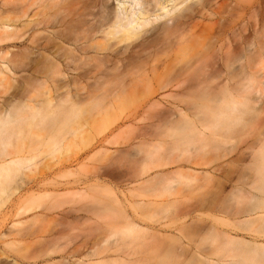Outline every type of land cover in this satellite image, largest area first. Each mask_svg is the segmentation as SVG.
Listing matches in <instances>:
<instances>
[{
  "label": "bare ground",
  "instance_id": "1",
  "mask_svg": "<svg viewBox=\"0 0 264 264\" xmlns=\"http://www.w3.org/2000/svg\"><path fill=\"white\" fill-rule=\"evenodd\" d=\"M223 1L222 0H0V240H4L2 244L3 248L0 249V264H145V260H147L146 258L144 261H140L139 259L131 260L130 255H128L129 258L125 256L127 259L123 257V254L122 257L121 256L119 257V255L118 257H115L112 253L111 255H113L114 258L111 256H109V258L102 256V255H107V253L102 254V252H106V250L107 252L108 250L109 252L113 251L111 250V248L115 243H117L118 246L120 247L119 245L120 243L118 242L119 239L122 237L120 236V234L123 232L122 231L123 228L125 229V232H123L124 234L122 233V235L123 236L125 235L124 237L127 238L129 237L131 238V236L127 235V232L131 233L133 236L134 232L135 233L139 232L141 234H144L145 232L151 230V228L149 227L147 228L142 226L140 223H136L135 217H132L129 214L128 211L129 207H127V204L131 208L133 207L134 203H136L135 201L131 203L133 198L131 189L129 188L130 189L129 192L123 191L126 190L124 188L123 190L121 189L123 192L120 191V189L119 191H117L118 189L113 187L114 186L113 184H112L113 186H111L103 180L100 181L101 180V179L99 180V175L101 174L99 172L100 167H97L98 169H95L96 173H94L93 170L94 168L91 169V171H88L87 174L89 172L92 173L93 171L94 173L93 177H89L92 176L91 173L90 175L88 174L89 176L85 174L87 177L84 176L85 179L83 181H77L75 183L73 181V184L72 182L71 184L70 182L63 184L62 182L59 183L57 182V180H54L56 179L55 177L57 176L61 177L62 174L64 177V174L67 173V172L62 173L64 170L61 172L62 173L61 175L60 174L57 175V174L61 171L62 168L66 169L69 166L70 169L71 162L74 161V159L71 158H73L75 155L73 154L74 155L73 157L70 156L71 158L69 159L72 160L70 162L68 158L58 159L54 163H51V161H54L55 160L54 158L56 159L61 158L57 156H64L65 155L64 153L69 152V148L71 146L75 147L76 145L77 147H79L81 143L82 146L83 143H85L84 147L88 144L86 147L88 148L89 144L95 141V137L97 133H99V135L101 133L99 131L96 133V130H94L95 133H93V135L90 133L89 135H87L89 131L88 129L85 128L89 126V124L87 123L88 119L89 121H92V119L93 121L95 120L96 121L94 122L95 124H93L92 122L90 123L91 125L95 127L97 126L98 128L101 125V123H99V119L97 118L99 117L100 114L102 116L101 111L103 109H105L107 112L108 111L107 108L112 107L111 105L114 98H117L118 96H119L118 98H121L123 96H124L123 98H125L127 95L129 96V93L130 95L133 94V96L136 95V93L138 92L136 91L137 88H133L134 87L133 84H135V82L137 84L138 81L141 83V81H143L142 79H145L144 81L149 80L148 82H150V80H152L153 82L154 81L157 82V80H161V79H170V81L176 82V86H173V90L170 91L176 92L173 93L178 95L177 98L178 97L180 98L181 96H179V94H181L184 98L187 96L188 98H190L191 96L196 97V95H198V98L199 96L200 97L208 96V98L212 97L211 99L218 98L220 100L221 99L223 100L219 102L220 104L219 103L217 104L215 103L216 102L215 99L214 100L215 102L213 104H209L211 108L210 111L208 110L209 106L208 107L205 106L203 108L204 105H202L201 108L200 107L201 105L200 106L197 105L200 107V110L202 109L201 112H199L200 111V110L198 111L199 107L195 105L197 110L196 108H194L193 110L191 108L194 105L192 107L190 105L191 111L193 110V112L189 110L192 116L193 113L195 114L199 113L200 118L201 116H203L204 119L206 117L208 118L205 119V121L202 118L203 121H201L200 119V121L198 122L199 116L196 115L198 117L197 119L193 116L198 122L196 123V121L193 119V121L196 124H198V127H196L197 125L193 126L194 123L192 127H190L191 126L190 124L192 123L191 122L192 118L190 119L189 117L191 115L186 116L188 115V112L184 114V116L187 117L186 120L183 116V113L187 109H189L187 108L188 107L186 105L187 103L186 104L183 103V107L186 108V110L185 111L182 110V112L180 111V116L182 114L183 120H182V116L181 118L179 116L180 120L178 119L179 123L182 121L181 123L183 125L180 124L179 126V123L175 124V121L173 122L174 120L173 117H172L173 119L171 118L172 120L169 118L170 119L169 122H173L174 126L170 127L173 124L172 123L169 126L170 128H167L168 126L166 127V124L169 122H167L166 124L163 123L164 124L163 127L167 128L165 132L166 137L169 135L168 136L169 138L172 137L174 139L176 137L177 139L178 137L183 136V138L180 139L178 138V139L179 140L182 139L184 142L186 141L184 144L182 140H181L182 142L178 143V140L175 141L176 139L175 140L171 139L173 141V142L170 141L171 144L175 146L172 147V149L169 148V150H171L170 154H173V157L170 156V159L172 158L173 160L172 159L171 160L167 159V160H170L171 162L165 160L168 157V155L166 157L163 156L161 152H158V150H160V148H158L157 146L159 143L158 141L157 144L155 143L156 147L153 146L154 149L156 150H153V147L151 148L152 146L151 144H150L151 146L147 145L148 147H150V149L146 147V150L147 149L148 150L147 152H144L145 154L143 153L144 156L143 155L142 157L140 156L141 157V159L139 158L140 162L139 160L137 161V159H136L137 162L136 161L133 162L134 164L136 163V165L133 164V168L137 166L138 169L133 170L132 168L130 169V167L128 166L130 169V170L127 169L128 171L130 172L131 170L137 171L136 173L132 171L131 173L129 172L131 174L129 175V173H126L127 170L124 171V173H122L123 171H117V172H119L118 174L121 175V177L125 178L122 179L123 182L124 180L134 181L136 179L137 182L138 180H140L139 183H137L138 184L137 186L139 187L138 189H140V187L142 189L143 188L142 186L148 184H149L148 187H150V183L148 182L152 181L153 184V182L155 181V183L157 184L154 185L151 184L152 186L157 185L154 190V195L152 194V196L154 197L152 198L155 201L158 200L157 198H159L161 194L173 192L171 190L176 189L175 184H178V186L181 185L179 184L181 182L178 180V177L181 180H183L182 181L183 183H185V181L188 180H197L198 178H196V176L199 174V172H195V171L192 172L190 169L189 171H187L188 170L187 169L186 170L187 173H185L186 171L184 172L183 170H180V168H178L176 169V171L174 170L170 173L167 172V174L159 173L158 169H162L161 167L164 168L165 166L178 163L180 160H183L185 157L184 156L182 158L181 154L183 153L185 154L187 153V155L190 154L189 155L190 158L191 156H195L193 154L196 153L200 155L198 151L199 148H201V146L203 147V144L202 142H201L202 145H198L196 143L199 142L201 139L203 140V136L206 135L204 131L206 130H208V132L209 130H212L213 134L210 133V135L212 136L215 134L216 137L225 136L224 137L225 139H229V137L226 138V134L228 136V132L230 133L231 130L234 128V126L240 123L239 121H243L244 118L243 115L245 116L244 114L245 112L243 110L247 108L245 107L246 102L248 101L246 98L248 96L250 98V94L245 95L246 93H248V92L245 93V90L248 89V88L245 89L246 87L245 82L251 81L252 83L253 79H255V81L257 80L256 78L257 75L255 74H257L256 73L257 60H258L257 45L259 44V41H257V16H258L257 1L258 0L257 1L255 0L254 2L250 1L249 3L247 0H235V2H233L234 0H232L231 2L230 0H227L230 3L232 2L234 3V7L232 8V13L229 11L231 14L229 12L228 14H225L226 13L225 10L227 8H225L224 6L222 8V5H219V3L222 4ZM246 1L248 4H246ZM259 13L261 14L262 18H264V1L259 9ZM222 14L223 15L225 14L227 17L225 15L222 16ZM206 16L209 19L210 16L218 17V19L217 21L212 22L214 24L212 27L210 26H209L210 28L208 27L209 29L207 30H209V33L208 31L206 32L205 30H203L207 33L206 36L205 34L204 36L203 35L199 36V34L195 35V33H197L195 32L196 31L195 28H197L198 24H200V22L196 24V22L198 21L196 19L198 17L199 19H202V17L207 19ZM247 16L249 17L248 18L249 21L244 23V21H246ZM263 37L261 36L260 38L263 40ZM245 46L246 48L247 46L250 47L248 48L250 53H248L249 51L247 52L248 58L246 56L247 50L245 51L244 54V56L246 57L243 56V51L245 49ZM259 46L261 48V46H264V44ZM263 48L261 49L264 52ZM175 49L177 50L176 53H171L174 54V56H172L171 54L169 55V53L171 51H175ZM250 49H252V51ZM162 56L165 57V60L164 57L161 60ZM242 56L245 59H247L248 63L243 62L244 58H242ZM259 57L261 58L262 55H259ZM230 58H232L233 62L237 64V66L234 64L236 69L234 68V71L232 70L233 72L230 71L231 69H228L229 63L226 64V62H229ZM262 60L263 59H260V61ZM242 62L243 64L244 63H246V65L248 64L247 65L248 67L244 68ZM158 63H162V64L158 65ZM159 66L160 67L162 66L161 73H159L160 70L158 71ZM225 68L227 69V71L225 70ZM155 69L157 70V72L155 71ZM262 74H261V78H262ZM259 76L258 78L260 79ZM214 81H216L219 84L215 86L214 84L211 85V83ZM262 81H259L258 83L262 84ZM223 82L225 84L224 85L222 84L221 86V83ZM130 83L131 84L133 83L132 84L133 87H130L131 86ZM144 84L143 83L140 84L142 85L141 87H143ZM252 84H250L249 86L250 89ZM259 85L256 87H259ZM132 88L135 90V92ZM160 88L161 90L162 88L167 89L164 88V84L163 86L161 84V86L156 89L160 90ZM148 89H152V88L150 87ZM250 89L248 91H254ZM139 90L141 91V89ZM255 91L258 93V94L255 93V96L256 94L258 95L257 104H260L257 111L259 113L258 114L259 127L257 129L258 131L257 194L262 196V197L260 196L261 197L260 199L262 200L264 199V88L260 86V88L258 90L256 88ZM156 92L157 91L154 88L153 90H148V93L152 95L155 94ZM174 94L173 97L176 98V95ZM241 94H243L242 96H244V98L246 99L245 101V99L243 98L244 100L242 101H245L244 103H242V101L240 102L239 101L240 99L239 100L237 99V97H242L240 96ZM144 95L141 94L139 95L138 92L137 97L139 96L144 97ZM169 96L172 97V95ZM145 98H147L146 95ZM177 98H176L177 101L180 100ZM184 98L181 99L180 102L184 100ZM121 99L119 100V102L123 100ZM226 99L228 101H226ZM134 100H136V102L138 101V99L137 98L135 99V97ZM115 101L118 102L117 99ZM177 101L174 103H177ZM190 101L188 102L190 103ZM122 102L123 104L125 103V101ZM122 102L121 104H119V106L122 105ZM125 104H129V102ZM129 107L130 106H128V108ZM174 107L177 106L175 105ZM241 107H243L244 109H242ZM113 109L114 106L112 107V110ZM207 112L208 115L210 113L209 117L206 116L205 114ZM117 113H119V111ZM106 114L107 116H105V112H104L103 116H105V118H103L102 121H104L105 124L103 123L101 127L103 126L105 127L106 122L107 123L110 122L111 116H114L112 113H111L112 115L108 113ZM176 114L177 113H175V115ZM119 115L117 114V116ZM114 117L115 119H118V117L117 118L116 116ZM166 118L167 117H165L163 121ZM153 120L154 119H152V121ZM178 120L176 119L177 122ZM119 121H121V119ZM187 121L188 123H186ZM112 122L114 123V121ZM184 122L187 126L184 125ZM98 123L100 124L99 126ZM175 125L181 127L180 132L178 130L176 132L175 128L177 129L178 127L177 126L175 127ZM182 126L186 128V131L187 130L190 131L187 132L182 131L185 129ZM90 127L92 126H89L87 128H89V130H92L93 132V129L95 127H93V129H91ZM158 128L160 129V127ZM171 128L172 131L175 130L174 131L176 132L175 134L181 132L185 134L182 135L183 133H181L180 134L181 136L180 135L178 136L177 134V136L174 135L175 137H173L174 132L173 134L167 132L169 129L171 131ZM192 128H194V130ZM237 129H233V130H236L237 132ZM223 131L224 133L223 135H221V132ZM134 132L136 133L137 131L134 130ZM188 132L190 133L186 134ZM103 133L104 132H102V134ZM131 133H133V131ZM166 133L169 134L167 135ZM116 135L117 134H115L114 136ZM119 135H120V130H119ZM207 136L205 137L208 138ZM153 137L155 136L153 135ZM88 138L90 140H88L89 142L87 141L88 143H86L85 139ZM128 138L129 137H127V139ZM159 139H166V138L160 137ZM209 139L211 141L210 144H212L213 141L211 140V138H208V140ZM103 140H101V142H103ZM221 140H222L221 143L223 144V138ZM214 141L215 142L217 141L216 138L214 139ZM218 141H220L219 138ZM175 142H177L178 145ZM108 143L109 144L111 143V139H108ZM173 143H175V145ZM105 144L107 145L106 142ZM179 144H181V150H179L178 148ZM222 144L218 143L217 145L221 146ZM162 145H160L159 143L160 147ZM167 145L170 147L168 142ZM215 145L216 144H212L211 146H215ZM207 146L210 147L208 144ZM72 147L70 149H72ZM77 147L76 149H78ZM216 147L215 148L212 147V148L216 149ZM80 148L81 147H79V150L83 149ZM176 149L178 150L174 153L173 151H175ZM202 149L203 150L205 149L207 151L206 147ZM218 149L219 148H217L216 150ZM79 150L78 152H80ZM105 150L104 153L101 152L102 155L100 151L98 153L95 151L96 152L95 155H98L100 153L99 158H101V156L104 157V155H109V150L108 152H106L107 154L105 153ZM206 151H202V153ZM178 152L180 153L179 155H181L180 158L182 159L179 158L177 159V157H179ZM174 155L176 156V158ZM92 156L94 155L92 154ZM92 156L88 159L91 160L92 158H94ZM162 156L164 160H161ZM189 156H186V159L189 160L190 159ZM96 157L97 156H95V158ZM49 159H51L50 163H49ZM79 159H80L79 157H75V161ZM160 160L164 163H162ZM196 160L198 161V159ZM68 163L70 164L68 165ZM137 163L139 164V166L137 165ZM194 163L196 164L197 162L194 161ZM194 163L190 165L194 166L195 165ZM83 167L85 168L86 166L83 165ZM106 168L109 169L108 167ZM106 168L104 167L103 169L106 170ZM69 169L66 171L68 172L70 170L73 171V169L70 170ZM97 170L99 173L97 172ZM110 170L111 169H109V171L106 172V174L108 175L102 173L103 175L101 174L102 175L101 177L103 178L104 175L110 177V175L112 174ZM156 170L157 172L155 174L153 173L150 175L151 172ZM113 172L116 173L115 168ZM80 173L84 175L82 171H80ZM132 173H134L135 176H133ZM69 174H72V172ZM74 174L75 173L73 172V175ZM59 177L57 178L60 179ZM205 177H210L207 178L208 180L205 182H208L209 180L214 178V176L212 177L211 175L210 176L206 175ZM71 178L68 177V179ZM104 178L107 179L108 177H104ZM120 179L121 178H119V181L116 180V182H118L119 184L121 183ZM202 181H198L197 183L199 182L201 183ZM88 183L90 185H88V190L86 188L87 192L85 189L84 190L81 189V191H79L81 187L78 190L76 189L78 192L75 191V193H72V191L70 193L69 189H68L69 192L66 191L67 187L70 185H73L74 187V184L85 185ZM126 183L127 182H125V184ZM48 185H50L51 187H54V185H58L55 187L61 186L62 188H66L65 189L66 192L64 191L63 193L56 194L55 191H58L57 188L53 191L54 193L53 192L49 193L47 190ZM190 186L187 187L190 188ZM138 189L136 190V188L135 189L133 188V192L138 191ZM179 189L180 188H178V191ZM25 190H27L28 194L24 196L22 195V193H24L22 191ZM89 190H93L94 193H92V191L90 192ZM88 192L91 193V195H89ZM94 194L95 196H93ZM13 195L16 197L15 200H17L18 202L27 201L29 205L34 207V210L28 208L26 205L20 207L14 216L20 218L26 216L28 217V219L21 222L8 223V225H6L7 220L11 216L7 214V211H5V209L10 208L11 206L14 205L13 203L14 200L11 199ZM91 196L92 198L94 197L93 200L95 198H98L97 203L100 202L101 196L107 198L108 201H110V203L112 202V204L113 203L115 204L114 207H113L114 204L112 206L110 205L111 209L112 207L113 208H115L116 206L118 207L119 210L117 212L119 213L118 217L120 218V221L117 222L119 223L121 222V224L118 223L117 224L118 226L119 225L121 226L122 223H124L122 225L124 227L121 228L122 230L117 229L118 232L117 231L114 232L113 225L111 228V224L113 223L111 224L108 223L109 227L107 223H106L107 225L106 227H105V223H103L101 224L103 225V227L101 228L103 232L101 230L100 232L99 231L100 225L97 221L96 222L94 221L92 223H87V221L90 220L89 216L87 215L93 214L99 219L98 217L100 215L99 213L102 214L100 216H103L104 212L105 211L108 212L109 210V208L106 210L107 207L105 208L104 203L103 204L99 203V204H102L105 210L103 208L98 209L100 205H98L94 201L93 202L95 204L92 203V200L90 202V199H92ZM130 196L132 197L131 201L129 200ZM63 197L66 199L70 198V200L71 198L72 199L74 198L73 205L74 203L78 202V200L75 201L77 198H80L82 201L85 200L83 201L85 203H83L81 207L79 205V208L77 209H73L74 208L73 207L70 210H66V211L62 210L64 209L62 207L60 211L61 213H59V215L57 216L52 215V217H50V214H52L50 212L49 215H47V213H45L47 207L46 208L43 207L44 205L43 203L46 202L48 205L49 204L48 202L50 203L53 202L52 204H55L54 203L55 201L57 202L59 198H63ZM155 197L157 198L155 199ZM176 197H179L178 192ZM149 198L151 197L149 196ZM173 198L175 197L173 196ZM80 199L79 202H82ZM164 199H166L167 201L161 200V203H157V201L153 202L152 200L148 199L151 202L149 203L147 202L145 204L146 205L152 204L155 205V207L167 206L166 209L164 208L165 211L163 210V212L165 213H167V211L169 212L168 210L169 207L171 209H173L172 207H174L175 211L178 210L175 207L176 203L178 202L176 199L169 200L171 198L167 199L166 197ZM139 203L142 202L138 201V203L136 204ZM69 204L70 203L68 202V205ZM96 204L98 205V207H95ZM143 207L146 208L145 205H143ZM263 207L262 208L260 207L259 211L257 210V220L258 218L259 220L262 219L264 223ZM102 209H103L102 211L103 213L101 211L98 212V210H102ZM174 209L171 210V212L174 211ZM109 211L111 212V210ZM154 214H156V212ZM111 215H113V213ZM147 215L150 216V214ZM170 217L172 218V215ZM106 220L104 222H106ZM263 223L262 225L264 226ZM196 226L197 225H195V228ZM263 226L261 227L260 225L259 226L260 228L257 227V230L258 229L263 230L262 232H260L259 230L257 231L258 234L256 236L257 239L256 243L258 244L257 246L259 245L261 246V244L264 246V239H262L264 238ZM117 227L115 226V228ZM103 228H106V231H104L105 229L103 230ZM238 228L239 227H237L236 229ZM109 231L111 232V234L108 233ZM112 231L114 233H112ZM119 231L121 232L119 233ZM96 232H99L100 235L99 233ZM101 233L102 235L104 234L103 237ZM155 234H154L155 237L156 236L158 237L157 235L158 233ZM95 235L98 237H96ZM217 235H219L218 232ZM230 235L229 234L226 236L222 235L224 238L221 235L219 236L220 238L225 239V240L223 239L221 240L223 242L225 241L226 243L227 241L228 242L232 241L233 244V241L240 242L242 240L240 238L241 240L238 241L237 239L239 238ZM169 236L171 235L169 234ZM101 237L103 238L102 240ZM96 238L98 240L100 238L101 241L99 240V242H97ZM173 238L171 239L174 240ZM125 239H124L125 243L129 241L128 239H126L127 241ZM176 240L174 241L176 242ZM242 242L243 241L240 242L241 243L240 246H242ZM247 242L248 241L246 240V245ZM249 243L253 244L251 242H248V244ZM263 246L259 247V249L261 248L263 250L262 251L260 249L259 252L257 251L258 248L254 246V248H257L255 249V251H257L256 252L257 261L254 260L252 261L254 262L259 261L257 264H264ZM260 251L262 252L261 254H259ZM117 252L119 253L120 251H116V253ZM253 252H250L249 250V254ZM187 255L189 254L187 253ZM193 255L196 256V253L193 252ZM179 256L180 255H178V257ZM178 257L176 256V258ZM172 258L171 259L168 258V260L167 258H165L166 260H159V261L156 260L155 258V262L154 259H151L149 262L153 260L152 263H146V264H180L179 260H177L175 256L174 259ZM197 258H199L197 259L199 262L201 257H197ZM203 259L204 258L200 260L202 261V264L204 263ZM219 259L221 260L222 258L219 257ZM184 260L186 259L182 258L180 261H182L183 263ZM191 260L192 259L190 260L187 259L186 261L187 263L185 262L183 264H190L189 261ZM193 261H195L196 263V260ZM209 261L208 263L211 264V262ZM195 263L193 262V264ZM206 263L207 260L205 264Z\"/></svg>",
  "mask_w": 264,
  "mask_h": 264
},
{
  "label": "rangeland",
  "instance_id": "2",
  "mask_svg": "<svg viewBox=\"0 0 264 264\" xmlns=\"http://www.w3.org/2000/svg\"><path fill=\"white\" fill-rule=\"evenodd\" d=\"M223 1V0H222ZM232 0H230V2H231ZM248 1V3L251 1V2H254L255 0H247ZM247 1H246V4H248L247 3ZM257 1V0H256ZM262 1V2H261ZM263 1L264 0H258L257 1V8H258V10H257V41H259V44H258V42H257V74H255V75H257V80L255 81V79H253L252 80V83H251V81H247V82H245V89H247V90H245V93L246 92H248V93H246L245 95H248V94H250V98H249V96L246 98L248 101L246 102V106L245 107H247V108H245V110H243L245 113V116L243 115V121H239L238 123L240 124H237L236 126H234V128L233 129H237V126H238V129H237V132H236V130H231V132L229 133L228 132V136H227V134H226V138H228L229 137V139H225L224 137H222V136H219V137H216V135L214 134L213 136L212 135H210V133H212L213 131L212 130H209V132H208V130H206V131H204V133L206 134L205 136H207L208 138H211V140L214 142H212V144H216L215 146H211L212 144H210V139L208 140V138H206L205 136H203V140L201 139L199 142H200V144H199V142H197L196 144H198V145H202L203 144V147L201 146V148H199V151H198V153L200 154V155H198L197 153V155L196 154H193V155H195V156H191V158H190V154H188L187 155V153L185 154V153H183V154H185V155H183V154H181L182 155V158L184 157V159L183 160H180L178 163H174V164H170V165H168V166H165L164 168L163 167H161L162 169H158V171H159V173H161V174H167V172L168 173H170V172H172V171H176V169H178V168H180V170H183L184 172L187 170V171H189V169L193 172V171H195V172H199V174L196 176V178H198L197 180H188V181H185V179H184V181H185V183H183L182 181L183 180H181L179 177H178V180L181 182V183H179V184H181V185H179L178 186V184H175L176 185V189L174 190V189H172L171 191H173V192H168V193H165V194H161L160 196H162V197H160L159 195V198H157V197H155V199L157 198L158 200H156L157 201V203H161V200H166V199H164L165 197L167 198V199H169V198H171V199H169V200H172V199H176L178 202L176 203V205H175V207H176V209H178L177 211H175V209H174V207H172L173 209H174V211H172V212H174V213H172L171 212V210H173V209H171L170 207H169V212L167 211V213H165V212H163V210H164V208L166 209V207L167 206H165V207H160V206H156L155 207V205H150V204H145V203H149V202H151V201H149L148 199H150V200H152L153 202H156L153 198V196H152V194L154 195V190H155V188H156V186L157 185H155V186H152V185H154V184H157V183H155V181L153 182V184H152V181L151 182H148V183H150V187H148V183H146V184H148V185H145L146 186V188H145V186H142L143 188L141 189V187H140V189H138L139 187L137 186L138 184L137 183H139V181L140 180H138V182H137V180L135 179L134 181H125L124 180V182H123V180L122 179H125V178H123V177H121V175H119L118 173L119 172H117V171H123L122 173H124V171H126L127 169L128 170H130L131 168L133 169V170H136V169H138V167L137 166H135L134 168H133V162L134 161H136V159H137V161L139 160V158L141 159V157H142V155H143V153L144 152H147V150H146V147L147 148H149L150 149V147H148L147 145H149V146H151V148L153 147V146H155L156 147V144H157V142L159 141V143H160V145H162L161 147L159 146V143H158V148H160V150H158V152H161L162 153V155L163 156H166L167 157V155H168V157L165 159L166 161H170L171 159H170V156L171 157H173V154H170L171 152V150H169V148L170 149H172V147H175V146H173L172 144H171V142H173L172 140H175L176 139V137L174 136V135H176L177 136V134H178V136L181 134V133H183V132H181V133H177V134H175L176 132H177V130L180 132V129H181V127H178L177 125H175V127L177 126L178 128L176 129L175 128V130H176V132H174V131H172V128H171V131H170V129L167 131V132H170L171 134H173V132H174V134H173V137H175L174 139L171 137V138H169L168 136L166 137L165 136V132H166V130H167V128H170V127H172V126H174V121H175V124L177 123H179V116H180V111L182 112V110H186V108H184L183 107V103L184 104H186L188 107L187 108H189V109H187L184 113H183V116H184V114L185 113H187L188 112V115H186V116H189V115H191V112H193V110H194V108H196V106L197 105H201L200 107L202 108V105H204L203 106V108L206 106V107H208L209 106V104H213L215 101V103H219V102H221L223 99H211V98H208V96H199V98H198V95H196V97H190V98H188V96L187 97H183L181 94H179V96H181L180 98L178 97L177 98V96L178 95H176V94H174V93H176V92H174V91H170V90H173V86H176V82L174 83L173 81H170V79H161V80H157V82H153L152 80H150V82H148V81H144L145 79H142L143 81H141V83L138 81V84L135 82V84H133L134 85V87H133V85L130 83V87H133V88H137V90L136 91H138L139 92V95L141 94V95H144V93H145V95H146V97L147 98H145V95H144V97L143 96H139V97H142V98H139V97H137L138 96V92L136 93V95H134L133 96V94L132 95H130V93H129V96L127 95H125L126 97L125 98H123V97H121V98H114L113 99V101H112V107L114 106V109L112 110V107L110 108V107H108L107 108V112H106V110L105 109H103V110H105V111H101V113H102V116H101V114L99 115V117L97 118V119H99V123H101V125L98 123V128H97V126L95 127V126H93V125H91V123L90 122H92L93 124H95L94 122H96L95 120L93 121V119H92V121H89V119H88V124H89V126H92V127H90L91 129H93V127H95L94 129H93V132H92V130H89V128H87V127H89V126H87L85 129H88V133L87 132H85V133H87V135H89V133L90 134H92L93 135V133H95V131L94 130H96V133L99 131V132H101L100 133V135H99V133H97V135H96V137H95V141H90V142H92V143H94V144H92V143H90L89 144V146H88V148H86L87 147V145L84 147V145H85V143H83V146H82V143H81V145H79V147H81V148H85L84 150L83 149H81V150H79V147H77L76 145H75V147L73 148L72 146V149H70L69 148V152H67V153H64L63 155L65 156V158H64V156H57V157H61V158H54L55 160L54 161H51V159H49V163H50V161H51V163H54L56 160H58V159H67L68 158V160H69V162L70 161H72V160H70L69 158H71V157H73L74 155V157L73 158H71V159H74V161L73 162H71V165H70V169H73V171L72 170H70L69 169V166L67 167L71 172H72V174H69V173H71L70 171L68 172V171H66V170H68L67 168L65 169V168H62L61 169V171L57 174V175H61L62 173H66V174H64V177H63V174H62V176L61 177H59V176H57V177H59L60 179H58L57 177H55L56 179H54V180H57V182H62V184L63 183H69L70 182V184H71V182H72V184H73V181H74V183L75 182H77V181H83L85 178H84V176L85 177H87V176H89L90 175V173L91 172H89L88 174H87V172L88 171H91V169H93L94 170V173H96L95 171V169H98L97 167H100L99 168V172L102 174V173H104V170L105 169H103L104 167L106 168V167H108L109 169H111L110 171H111V175H110V177L109 176H105L104 175V177H108L107 179L106 178H102L101 176L103 175H99V180L100 181H105V182H107L109 185H111V186H113V187H115L116 189H118L117 191H119V189H120V191H122L123 190V188L124 189H126V190H123V191H130V189H131V191H132V197L130 196V201H131V198H132V201H131V203H133L134 201L136 202V203H138V201H140V202H142V203H139V204H136V203H134V205H133V207H131V208H133V209H131L130 208V206L127 204V207H129L128 208V211H129V214L132 216V217H135V219H136V223H140L142 226H144V227H149V228H151V230L150 231H147V232H143L144 234H141V233H139V232H137V233H133L134 235L132 236V234L131 233H128L127 232V235L128 236H131V238L129 237V238H127V237H124L123 235H122V233L123 232H125V229L123 228L124 226H122L124 223H122V225L119 227L118 226V224H121V222L119 223V222H117V221H120V218L118 217L119 215V213L117 212L119 209H118V207L116 206L115 208H113L114 206H115V204L113 205L112 204V202L110 203V201H108V199L107 198H104V197H100V199L102 200H100V202H98L97 203V199L98 198H95L94 200H93V198H92V196H91V198L92 199H90V202H91V200H92V203H97L98 205H100L99 207H98V205L96 204V206L95 207H98V209H101V208H103L104 210H105V208H106V210L109 208V210H111V212L113 213V215H111L112 213L108 210V212L107 211H105L104 212V214H103V216H105V217H103V216H100V215H102L101 213H99L100 215L98 216L99 217V219L95 216V215H87V216H89V218H90V220L89 221H87V223H92V222H98L99 223V225H100V229H99V231L101 230V228L103 227V225H101V224H103V223H105V227L108 225V223L109 224H111V223H113V224H111V228H112V225H113V231L115 232V231H117V229L118 230H120L121 228H123V232L120 234V236H122L120 239H119V242L118 243H120L119 245H120V247H121V249H120V247L118 246V244L117 243H115L114 245H113V247L111 248V250H113V251H110L109 252V250H108V252H107V250H106V252H102V254H106L107 253V255L108 254H110V255H102V256H104V257H108L109 258V256H111V257H113L114 258V256L115 257H118V255H119V257L121 256L122 257V254H123V257L124 258H126L125 256H127V258H129L128 257V255H130V259L131 260H134V259H139L140 261H144L145 260V258L148 260H145V264L146 263H152V261L151 262H149L151 259H154V262H155V258H156V260H166L165 258H167V260H168V258L169 259H171L172 257V259H174V256H175V258H176V256L178 257V255H180L178 258H176L177 260H179V263L180 264H183V263H185L186 261H187V259L188 260H190V259H192L191 261H189V263L190 264H193V262L195 263V261H193V260H196V263L195 264H202V261H200V260H202V258H204L203 259V264H205V262H206V260H207V263L206 264H210V263H208V261L209 262H211V264H214L215 262L217 263V264H257L258 262H254V261H257V251L259 252V250L261 249H259V247H261V246H263L262 244H261V246L259 245V246H257L258 244L256 243L257 242V239H256V236L258 235L257 234V231L259 230H257V227H259L260 225H261V227L263 226L262 225V223H263V220L262 219H260L259 220V218H258V220H257V210L259 211L260 209V207L262 208L263 207V205H264V199H260L262 196L261 195H258L257 194V162H258V159H257V149H258V147H257V138H258V131H257V129H258V123H259V113L257 112L258 111V108H259V106H260V104H257L258 103V100H257V97H258V93L255 91V89L257 88V90L260 88V86H262L263 88H264V85H263V83H264V52H263V50L261 49V48H263L264 46H261V48H260V46L259 45H262V44H264V37H263V35H264V18H262V16H261V14L259 13V9H260V7H261V5H262V3H263ZM219 2H221V1H219ZM224 2V3H223ZM222 2V4H220L219 3V5H222V8H223V6L225 7V8H227L226 10H225V14H228V12L230 11L231 13H232V8L234 7V3L233 2H235V0L232 2V3H230L229 1H223ZM230 3V4H229ZM228 4H229V6H228ZM260 4V5H259ZM220 10H222V9H220ZM229 12V13H230ZM224 13V12H223ZM230 13V14H231ZM224 14V15H225ZM223 14H222V16H224ZM260 15V16H259ZM226 16V15H225ZM214 19H213V18ZM210 16V19L206 16V18L207 19H205L204 17H202V19H199V17L196 19V20H198L197 22H196V20H195V22H196V24H198V22H200V24H198V26H197V28H195V32H197V33H195V35H197V34H199V36H204V34H205V36L207 35V31H208V33H209V30H207V29H209L210 27H212L214 24L212 23V22H215V21H217V19H218V17H214V16ZM227 17V16H226ZM204 18V19H203ZM216 18V19H215ZM249 17L247 16L246 17V21H244V23L245 22H248L249 21V19H248ZM212 19V20H211ZM214 20V21H213ZM260 25V26H259ZM200 26V27H199ZM210 26V27H209ZM209 27V28H208ZM261 27H262V30H261ZM200 28V29H199ZM198 30V31H197ZM203 30H205V31H203ZM261 30V31H260ZM205 32V33H203V32ZM201 32V33H200ZM259 32V33H258ZM260 33H261V35H260ZM263 33V34H262ZM260 35V36H259ZM263 37V40L260 38V37ZM228 37H230V36H228ZM261 40V41H260ZM246 45H248V44H246ZM248 48H250V47H248L247 46V48H246V46H245V49H244V51H243V56H244V54H245V51H246V56H247V58H248V53H250V51H249V49ZM252 48V47H251ZM259 48H260V50H259ZM264 49V48H263ZM251 51H252V49H250ZM176 49H175V51H171L170 53H169V55L171 54V53H176ZM249 51V52H248ZM258 51H260V52H258ZM248 52V53H247ZM263 52V53H262ZM252 53V52H251ZM262 55V57L260 58L259 57V55ZM172 56H174V54H171ZM242 56V58H244V57H246V56H244L243 57ZM163 57L164 56H162V58H161V60L163 59ZM263 59L262 61H260V59ZM231 59V60H230ZM229 59V62H226V64L227 63H229V67L228 66H226V67H228V69H231L230 71L231 72H233L234 71V68H235V65L237 66V64L236 63H234L233 62V59L232 58H230ZM164 60H165V57H164ZM243 62H246V63H248L247 62V59H245L244 58V60H243ZM243 62H242V64H243ZM261 62V63H260ZM246 63H244L243 64V67L245 68H247L248 66V64L246 65ZM162 63H158V65H161ZM235 64V65H234ZM230 65H233V66H230ZM162 67V66H161ZM161 67L159 66V69H158V71H159V73H161L162 72V69H161ZM263 67V68H262ZM236 69V68H235ZM225 70L227 71V69L225 68ZM233 70V71H232ZM155 71L157 72V70L155 69ZM229 71V70H228ZM261 71H262V73H261ZM261 74H262V78H261ZM260 75V76H259ZM258 76L260 77V79L258 78ZM262 79H263V81H262ZM152 81V82H151ZM160 81V82H159ZM259 81H262V84L261 83H258ZM173 82V83H172ZM216 81H214V82H212L211 83V85L212 84H214V86L215 85H218L219 83H215ZM250 82V83H249ZM144 84V83H146V84H144L143 85V87H141L142 85H140V84ZM149 84V86H148V84ZM153 83V84H152ZM161 84H162V86H163V84H164V88H167V89H163L162 88V90H161V88H160V90H158V89H156V88H158V87H160L161 86ZM222 84L224 85L225 83L223 82V83H221V86H222ZM230 84H232V83H230ZM248 84V85H247ZM250 84H252L251 85V89L249 88V86H250ZM259 84H261V85H259V87H256V86H258ZM139 85V86H138ZM157 85H160V86H157ZM135 86H137V87H135ZM146 86V87H145ZM168 86H170V87H168ZM220 86V85H219ZM152 88V89H148V88ZM255 87V88H254ZM132 88V89H133ZM141 89V91L139 90V89ZM145 90V89H147V90H143V89ZM153 88L158 92H156L155 94H150V93H148V90H153ZM254 88V89H253ZM254 90V91H248V90ZM134 90V89H133ZM142 90H143V92H142ZM134 92H135V90H134ZM143 94H142V93ZM174 92V93H173ZM244 92V91H243ZM148 93V94H147ZM171 93V94H170ZM255 93H257L256 94V96H255ZM135 94V93H134ZM173 94L174 95H176V98L177 99H183L184 98V100H182L181 102H180V100H176V98L175 97H173ZM244 94V93H243ZM243 94H241L240 96H242ZM120 95H122V94H120ZM149 96V98H148V96ZM152 95V96H151ZM168 95V96H167ZM169 95H172V97L171 96H169ZM133 96V97H132ZM151 96V97H150ZM193 96H195V95H193ZM134 97H135V99L137 98L138 99V101L137 102H139V103H137L136 102V100H134ZM210 97V96H209ZM129 98V99H128ZM133 98V99H132ZM244 98V96H242V97H237V99L241 102L242 100H244L243 99ZM252 98V99H251ZM118 100V102L117 101H115V100ZM122 100V101H125V103H128L129 102V104H123V102H122V105H120L119 106V104H121V102H119V100ZM173 99V100H172ZM196 99V100H195ZM246 99H245V101H246ZM251 99V100H250ZM175 100V101H174ZM190 101V100H192V101H190V103L188 102V101ZM212 100V101H211ZM215 100V101H214ZM218 100V101H217ZM225 100V99H224ZM126 101H128V102H126ZM131 101V102H130ZM157 101V102H156ZM177 101V103H174V102H176ZM186 101V102H185ZM226 101H228L227 99H226ZM245 101H242V103H244ZM250 101V102H249ZM117 102V103H116ZM155 102V103H154ZM158 102H159V104H158ZM211 102V103H210ZM225 102V101H224ZM157 103V104H156ZM223 103V102H222ZM221 103V104H222ZM154 104H156V105H154ZM189 104V105H188ZM208 104V105H207ZM220 104V103H219ZM118 105V106H117ZM126 105H128V106H130L129 108H128V106H126ZM160 105V106H159ZM177 106L178 107V110H177V107H174V106ZM180 105V106H179ZM190 105H191V109H193L192 111H191V109H190ZM196 105V106H195ZM123 106V107H122ZM125 106H126V108H125ZM134 108H133V107ZM199 106H197V107H199ZM212 106V105H211ZM214 106V105H213ZM258 106V107H257ZM117 107V108H116ZM121 108V110H120V108ZM155 107V108H154ZM200 107H199V109H198V111L200 110ZM125 108V109H124ZM153 110H152V109ZM162 108V109H161ZM165 108H167V109H165ZM171 108V109H170ZM174 108H176V109H174ZM242 109H244L243 107H241ZM111 111H110V110ZM126 109H128V110H126ZM137 109V110H136ZM165 109V110H164ZM174 109V110H173ZM206 109V108H205ZM208 109V108H207ZM210 106H209V111H210ZM124 110V111H123ZM130 110V111H129ZM148 110V111H147ZM159 110V111H158ZM172 110V111H171ZM176 110H177V112H176ZM191 112H190V111ZM196 110H197V108H196ZM202 110V109H201ZM201 110L199 111V112H201ZM204 110V109H203ZM113 111V112H112ZM119 111V113H117V112ZM127 111V112H126ZM135 111V112H134ZM174 111H175V113H177L176 115H175V113H174ZM179 111V112H178ZM197 111V112H198ZM104 112H105V116H107V114L106 113H108V114H113L114 116H116V118L118 117V119L120 120L121 119V121H119L118 119H115V117L114 116H111V121L110 122H106V126L104 127H101L102 125H103V123H104V121H102L103 120V118H105V116H103L104 115ZM123 112V113H122ZM164 112H165V115H164ZM169 112V113H168ZM171 112H172V114H171ZM196 112V111H195ZM203 112V111H202ZM206 112V111H205ZM121 113V114H120ZM125 113V114H124ZM132 113V114H131ZM147 113V114H146ZM150 113H151V115H150ZM111 114V115H112ZM117 114L119 115V116H117ZM149 114V115H148ZM168 114V115H167ZM179 114V115H178ZM202 114V113H201ZM200 114V115H201ZM206 114V116H208L209 117V115H210V113H209V115H208V112L207 113H205ZM132 115V116H131ZM157 115V116H156ZM164 115V116H163ZM170 115H172V116H170ZM174 115V116H173ZM178 115V116H177ZM196 115H198L199 116V113H197V114H195V113H193V116L197 119L198 117L196 116ZM126 116H129V117H126ZM169 116V117H168ZM175 116H176V118H175ZM181 116H182V114H181ZM181 116H180V118H181ZM183 116H182V120H183ZM192 115L191 116H189L190 117V119L192 118V123L190 124L191 126L190 127H192V125H193V123H194V125L193 126H195V125H197L196 127H198V124H196V123H198L199 121H200V119H201V121H203L202 120V118H203V116H201V118H200V116H199V118H198V122H197V120L193 117ZM257 116H258V118H257ZM122 117V118H121ZM154 117V118H153ZM161 117H162V119H161ZM165 117H167L164 121H163V119L165 118ZM174 118V120H173V122H169V120L171 119V118ZM189 117H188V119H189ZM102 118V119H101ZM170 118V119H169ZM172 118V119H173ZM184 118H185V120H186V118L187 117H185L184 116ZM152 119H154L153 121H152ZM160 119H161V121H160ZM171 119V120H172ZM176 119L178 120V122L176 121ZM193 119L196 121V123L193 121ZM204 119V118H203ZM205 119H208L207 117L205 118ZM205 119H204V121H205ZM91 120V119H90ZM119 122H117V121ZM168 120V121H167ZM245 120V121H244ZM98 121V120H97ZM102 121V122H101ZM106 121V120H105ZM112 121H114V123L112 122ZM160 121V122H159ZM113 124H112V123ZM167 122H169V123H167ZM182 122V121H181ZM179 123V126H180V124H182V123ZM111 123V124H110ZM163 123H167L166 124V127H163L164 126V124ZM173 123V124H172ZM186 123H188V121L186 122ZM87 124V125H88ZM105 124V123H104ZM172 124V125H171ZM200 124H201V122H200ZM108 125V126H107ZM171 125V126H170ZM183 125V124H182ZM184 125H186L185 124V122H184ZM112 128H111V127ZM128 126V127H127ZM134 126H135V128L137 129H135L134 128ZM170 126V127H169ZM187 126V125H186ZM109 127V128H108ZM122 127V128H121ZM158 127H160V129L158 128ZM182 127H184V126H182ZM236 127V128H235ZM102 128V129H101ZM105 128V129H104ZM124 128V129H123ZM161 128H162V130H161ZM174 128V127H173ZM185 128V127H184ZM102 131H101V130ZM131 129V130H130ZM142 129V130H141ZM151 129H153V130H151ZM158 129V130H157ZM193 130H194V128H192ZM119 130H120V135H119ZM134 130L135 131H137L136 133L134 132ZM165 130V131H164ZM86 131V130H85ZM109 131V132H108ZM133 131V133H131ZM182 131H186V128L184 129V130H182ZM187 131H190V130H187ZM186 131V132H187ZM211 131V132H210ZM102 132H104L103 134H102ZM127 133V135H126V133ZM159 132V133H158ZM110 133V134H109ZM190 132H188V133H186V134H189ZM192 133H194V132H192ZM223 133H224V131L223 132H221V135H223ZM233 133H235V134H233ZM113 134V135H112ZM115 134H117L116 136H114ZM185 133H183L182 135H184ZM213 134V133H212ZM231 134H233V135H231ZM86 135V134H85ZM95 135V134H94ZM125 135V136H124ZM142 135V136H141ZM153 135L155 136V137H153ZM164 135V136H163ZM210 135V136H209ZM220 135V134H219ZM231 135V136H230ZM108 138H107V137ZM181 136V135H180ZM215 136V137H214ZM218 136V135H217ZM110 137V138H109ZM114 137V138H113ZM127 137H129L128 139H127ZM149 137V138H148ZM158 137V138H157ZM162 138V137H164V138H166V139H159V138ZM221 137V138H220ZM87 138V137H86ZM90 138V137H89ZM85 139V141H86V143H88L89 141L88 140H90V139ZM107 140H106V139ZM179 139L180 138H183V136L182 137H178ZM176 139L175 141H177L178 140V143L179 142H182L181 140H179V139ZM202 138V137H201ZM206 138V139H205ZM216 138V142L214 141V139ZM218 138H219V140L220 141H218ZM223 138V144L221 143L222 142V139ZM105 141H104V140ZM108 139H111V143L109 144L108 143ZM133 139V140H132ZM146 139V140H145ZM172 139V140H171ZM205 139V140H204ZM94 140V139H93ZM101 140H103V142H104V144H103V142H101ZM88 141V142H87ZM99 141V142H98ZM110 141V140H109ZM171 141V142H170ZM96 142V143H95ZM105 142L107 143V145L105 144ZM143 142V143H142ZM145 142V143H144ZM167 142L169 143V145H170V147L167 145ZM184 142V141H183ZM186 142V141H185ZM185 142H184V144H185ZM201 142H202V144H201ZM219 144H222L220 147L217 145L218 143ZM142 143V144H141ZM152 143H154V144H152ZM156 143V144H155ZM162 143V144H161ZM176 144H177V142H175ZM175 143H173L174 145H175ZM205 143H206V145H205ZM96 144V145H95ZM144 144V145H143ZM151 144V145H150ZM183 144V143H182ZM207 144L211 147H208L207 146ZM178 145V144H177ZM180 146V147H179ZM179 146H178V148H179V150H181V144H179ZM207 148V151L204 149H202V148H205V147ZM217 146V147H216ZM76 147L78 148V149H76ZM98 147V148H97ZM102 147H103V149L105 150V153L106 152H108V150H109V155H104V157L103 156H101V158H99L100 157V153L102 152ZM183 147V146H182ZM200 147V146H199ZM212 147H216V149L217 148H219L218 150H216V149H214V148H212ZM96 148V149H95ZM198 148V147H197ZM75 149V150H74ZM98 149H100V150H98ZM102 149V150H101ZM210 150V152H209V150ZM74 150V151H73ZM78 150L81 152H78ZM97 150H98V152L100 151V153L98 154V155H95L96 154V152H97ZM104 150H103V152L102 153H104ZM146 150V151H145ZM153 150H156V149H154V147H153ZM178 149H176L175 151H173L174 153L177 151ZM73 151V152H72ZM88 151V152H87ZM96 151V152H95ZM202 151H206V152H203L202 153ZM77 152V153H76ZM86 152V153H85ZM97 152V153H98ZM110 152H112V153H110ZM165 152V153H164ZM70 153V154H69ZM85 153V154H84ZM102 153H101V155H102ZM164 153V154H163ZM74 154V155H73ZM77 154V155H76ZM79 154V155H78ZM92 154L94 155V156H92ZM107 154V153H106ZM145 154V153H144ZM180 153L178 152V155H179ZM112 155V156H111ZM137 155V156H136ZM138 155H139V157H138ZM159 155V154H158ZM181 155H179V157H177V159L179 158V159H182V158H180L181 157ZM192 155V154H191ZM71 156V157H70ZM94 157V158H92L91 160H89L88 158H90V157ZM95 156H97L96 158H95ZM107 156H108V158H107ZM110 156V157H109ZM141 156V157H140ZM144 156V155H143ZM163 156H162V159L161 160H164L163 159ZM175 156V155H174ZM186 156H189V160L188 159H186ZM75 157H79L80 159L79 160H77V161H75ZM105 157H106V159H105ZM127 157H129V158H127ZM132 157V158H131ZM161 158V157H160ZM175 158H176V156H175ZM188 158V157H187ZM193 158H194V161H196L197 163L196 164H198V165H196L195 163H194V161H193ZM200 158H202V159H200ZM103 159H104V161H103ZM111 159H113V160H111ZM167 159H170V160H167ZM196 159H198V161L196 160ZM93 160V161H92ZM95 160V161H94ZM132 160V161H131ZM160 160V161H161ZM173 160V159H172ZM192 160V161H191ZM89 161V162H88ZM91 161V162H90ZM102 161H103V163H102ZM106 161V162H105ZM136 161V162H137ZM165 161V162H166ZM86 162V163H85ZM93 162V163H92ZM95 162V163H94ZM139 162H140V160H139ZM138 162V163H139ZM162 162V161H161ZM171 162V161H170ZM190 162V163H189ZM100 163V164H99ZM137 163V165L139 166V164ZM162 163H164V162H162ZM180 163H181V165H180ZM189 163V164H188ZM195 164L194 166H192V165H190V164ZM70 163H68V165H69ZM105 164V165H104ZM107 164V165H106ZM126 164H128V165H126ZM179 164V165H178ZM83 165H85L86 167V169H88V170H86L84 167H83ZM101 165V166H100ZM104 165V166H103ZM134 165H136V163L134 164ZM175 165V166H174ZM127 166V167H126ZM130 167V169H129V167ZM132 166V167H131ZM172 166V167H171ZM198 166V167H197ZM103 167V168H102ZM117 167V168H116ZM118 167H119V170H118ZM55 168H57V167H55ZM77 168H79V169H77ZM84 168V169H83ZM90 168V169H89ZM102 168V169H101ZM114 168H115V170H116V173L115 172H113L114 171ZM126 168V169H125ZM140 168V167H139ZM76 171H75V170ZM109 169H107L106 168V170H105V173L104 174H106V172H108L109 171ZM113 169V170H112ZM122 169V170H121ZM125 169V170H124ZM64 170V171H63ZM82 171V173L84 174V175H82L81 173H80V171ZM101 170V171H100ZM127 170V171H128ZM133 170H131V172L133 171ZM63 171V172H62ZM79 171V172H78ZM126 171V173H129L130 171H128L127 172ZM187 171L185 172V173H187ZM224 171V172H223ZM62 172V173H61ZM73 172L75 173L74 175L76 176H74L73 175ZM85 172V173H84ZM97 172H98V170H97ZM98 172V173H99ZM130 172V173H131ZM133 172H137V171H133ZM157 172V170L156 171H153V172H151L150 173V175L151 174H155ZM191 172V173H192ZM194 172V173H195ZM201 172V173H200ZM93 171H92V173H91V175L92 176H89V177H93ZM129 173V175H131ZM204 173V174H203ZM206 173V174H205ZM87 176H86V175ZM202 174H203V176H202ZM213 177L214 176V178H212L211 180H209L208 182H205V181H207L208 179L207 178H210V177H205L206 175L207 176H210V175ZM82 175V176H81ZM106 175H108V174H106ZM117 175V176H116ZM120 177H119V176ZM132 175L133 176H135L134 175V173H132ZM193 175V174H192ZM196 175V174H195ZM205 175V176H204ZM74 176V177H73ZM137 176V175H136ZM201 176V177H200ZM68 177L69 178H71V179H68ZM81 177H82V180H81ZM114 177V178H113ZM116 177V178H115ZM121 178L120 180V184L118 183V182H116V180L117 181H119V178ZM206 178V180H205V178ZM216 177V178H215ZM79 178V179H78ZM199 178H200V180H199ZM203 178V179H202ZM76 179H78V180H76ZM214 179V180H213ZM215 179H216V181H215ZM219 179V180H218ZM108 180H109V182H108ZM204 182H203V181ZM218 180V181H217ZM113 181V182H112ZM116 182V184H115V182ZM198 181H202L201 183L199 182V183H197ZM55 182V181H54ZM125 182H127L126 184H125ZM134 182V183H133ZM187 182V183H186ZM132 183V184H131ZM190 183V184H189ZM193 183V184H192ZM199 185H197V184ZM203 183H204V185H203ZM113 184V185H112ZM123 184V185H122ZM152 184V185H151ZM88 185H90L89 183L88 184H85V185H75L74 184V187H73V185H70V186H68L67 187V192H69L70 191V193H71V191H72V193H75V191H77L80 187V189H79V191H81V189H85L86 190V188H87V190H88ZM120 185H121V187H120ZM132 185V186H131ZM191 185V186H190ZM55 186H58V185H54V187H51L50 185H48L47 186V190H48V192L49 193H51V192H53L55 189H57L58 188V191H55L56 192V194L57 193H63L64 191H65V189L66 188H62L61 186H59V187H55ZM84 186H86V187H84ZM187 186H190V188H188ZM196 186V187H195ZM198 186V187H197ZM90 187V186H89ZM127 187V188H126ZM182 187H184V188H182ZM187 187V188H186ZM192 187V188H191ZM201 187V188H200ZM203 187V188H202ZM130 188V189H129ZM133 188L135 189L136 188V190L138 189V191H136V192H133ZM148 188V189H147ZM152 188V189H151ZM178 188H180L179 189V191H178ZM68 189H69V191H68ZM73 189V190H72ZM77 189V190H76ZM90 189V188H89ZM122 189V190H121ZM128 189V190H127ZM144 189V190H143ZM50 190V191H49ZM87 190H86V192H87ZM151 190H153V191H151ZM60 191V192H59ZM65 191V192H66ZM74 191V192H73ZM90 192L92 191V193H94V191L93 190H89ZM122 191V192H123ZM22 192H24V193H22ZM21 193H22V195H26V194H28V192H27V190H25V191H22ZM78 192V191H77ZM153 192V193H152ZM177 192H178V194H179V197H176L177 196ZM54 193V192H53ZM126 193V192H125ZM138 193V194H137ZM142 193V194H141ZM88 194L89 195H91V193H89L88 192ZM127 194H129V193H127ZM133 194H134V196H133ZM172 194V195H171ZM137 195V196H136ZM166 195H168V196H166ZM170 195H171V197H170ZM176 195V196H175ZM258 195V196H257ZM93 196H95V194L93 195ZM129 196V195H128ZM127 196V197H128ZM142 196V197H141ZM149 196L151 197V198H149ZM173 196L175 197V198H173ZM261 196V197H260ZM140 197V198H139ZM153 197V198H152ZM64 198V197H63ZM59 198L58 199V203L55 201L54 203L55 204H52V203H50V202H48L49 204L47 205V203L45 202V203H43L42 205H43V207H47V210H45V213H47V215H49V212L50 213H52V214H50V217H52V215L54 216V215H59V213H61L60 211H61V209H62V207L64 208V209H62V210H70L71 208H73V209H77V208H79V205H80V207H81V205L83 204V203H85V202H83V201H85V200H81L80 198H77L75 201H77L78 200V202H76V203H74V205H73V199L71 198V200H72V202H71V200H70V198L68 199H66V198ZM139 198V199H138ZM148 198V199H147ZM178 198V199H177ZM259 198V199H258ZM11 199H13L14 201H13V203H14V205L13 206H11L10 208H7V209H5V211H7V214L8 215H10L11 217L7 220V224L6 225H8V223H13V222H21V221H25V220H27L28 219V217H26V216H23V217H15L14 215L16 214V212L18 211V209L20 208V207H23V206H27L28 208H30V209H32V210H34V207L33 206H31V205H29L28 204V202L27 201H20V202H18L17 200H15L16 199V197L13 195L12 197H11ZM79 199L82 201V202H79ZM141 199H143V200H141ZM180 200V201H179ZM181 200H183V201H181ZM87 201H89V200H87ZM94 201V202H93ZM106 201V202H105ZM164 201H162V202H164ZM167 201V200H166ZM61 202H63V203H61ZM68 202L70 203L69 205H68ZM89 202V203H90ZM108 202V203H107ZM12 203V204H13ZM94 203V204H95ZM99 203H104L105 204V208H104V206L102 205V204H99ZM144 203V204H143ZM178 203H181V204H178ZM57 204V205H56ZM142 204V205H141ZM178 204V205H177ZM8 205V204H7ZM41 205V206H42ZM64 205V206H63ZM71 205V206H70ZM102 205V206H101ZM110 205L112 206L113 205V207H112V209L110 208ZM138 205H140V206H138ZM143 205H145L146 206V208L145 207H143ZM57 206H59V207H57ZM66 206V207H65ZM69 206V207H68ZM61 207V208H60ZM179 207V208H178ZM42 208V207H41ZM41 208H40V210H41ZM44 208V209H45ZM49 208V209H48ZM138 208H139V210H138ZM144 208V209H143ZM264 208V207H263ZM97 209V208H96ZM103 209L102 210H98V212L99 211H103ZM160 209V210H159ZM161 209H162V211H161ZM53 210H55V211H53ZM151 210H152V212H151ZM160 211V213H159V211ZM52 211V212H51ZM146 211V212H145ZM158 211V212H157ZM165 211V210H164ZM55 212V213H54ZM120 212V211H119ZM136 212V213H135ZM140 212V213H139ZM147 212H149V213H147ZM156 212V214H154ZM172 214H171V213ZM178 212H181V213H178ZM58 213V214H57ZM97 213V212H96ZM96 213H94V214H96ZM103 213V212H102ZM107 213V214H106ZM117 213V214H116ZM146 213V214H145ZM163 213H165V214H163ZM110 214V215H109ZM143 214V215H142ZM147 214H150V216L149 215H147ZM162 216V218L164 219H162L161 218V216ZM169 214V215H168ZM174 214V215H173ZM176 214V215H175ZM180 216H179V215ZM139 217H138V216ZM142 215V216H141ZM172 215V218L170 217ZM168 218H167V217ZM174 216V217H173ZM101 217V218H100ZM108 217V218H107ZM112 219H110V218ZM141 218V219H140ZM107 219V220H106ZM159 219H160V221H159ZM166 219H168V220H166ZM100 220V221H99ZM106 220V222H104ZM114 220H115V222H114ZM170 220V221H169ZM110 221V222H109ZM106 223H107V225H106ZM118 223V224H117ZM202 223V224H201ZM227 223V224H226ZM234 223H235V225H234ZM238 223V224H237ZM259 223V224H258ZM264 224V223H263ZM195 225H197L196 226V228H195ZM238 225V226H237ZM258 225V226H257ZM115 226L117 227V228H115ZM201 226V227H200ZM228 226H230V227H228ZM108 227H109V225H108ZM107 227V228H108ZM184 227V228H183ZM198 227V228H197ZM214 227V228H213ZM237 227H239L238 229H236ZM264 227V226H263ZM203 228V229H202ZM226 228H228V229H226ZM260 228V227H259ZM105 229V230H104ZM215 229V230H214ZM234 229H236V230H234ZM103 230L104 231H106V228H103ZM183 230H185V231H183ZM198 230H199V232H198ZM201 230V231H200ZM211 230H214V231H211ZM238 230V231H237ZM102 231V230H101ZM100 231V232H101ZM108 231V230H107ZM112 231V233H114ZM154 232V233H152V232ZM203 231V232H202ZM218 232V234L219 235H230V236H234V237H236V238H239V239H237L238 241L239 240H241V241H243L242 242V246H240L241 245V241L240 242H235V241H233V244H232V241H227V243L224 241H222L221 239H223V238H220V236L219 235H217V232ZM260 232H262L263 230H259ZM4 232V231H3ZM103 232V231H102ZM118 232V231H117ZM121 231H119V233H120ZM201 232V233H200ZM216 232V233H215ZM234 234H233V233ZM96 233H99V232H96ZM107 233V232H106ZM109 234H111V232L109 231L108 232ZM139 233V234H138ZM155 233H158L157 235H158V237L156 236L155 237ZM109 234H106V235H109ZM124 234V233H123ZM126 234V233H125ZM129 234H131V235H129ZM138 234V235H137ZM155 234V235H154ZM169 234L172 236H169ZM99 235H100V233H99ZM101 235H102V233H101ZM118 235V234H117ZM153 235V236H152ZM170 237V239H169V237ZM237 235V236H236ZM96 236V235H95ZM104 236V234L102 235V237ZM165 236H167V237H165ZM218 236V237H217ZM96 237H98V236H96ZM101 237V240L103 239ZM105 237H107V236H105ZM104 237V238H105ZM174 237V238H173ZM117 238H119V237H117ZM128 239L129 241H127L126 239ZM171 238H173L174 240H179V241H177L176 240V242L174 241V240H172ZM219 238H220V240H219ZM241 238V239H240ZM254 238V239H253ZM97 239V238H96ZM124 239L127 241L126 243L124 242ZM133 239V240H132ZM244 239V240H243ZM252 239V240H251ZM262 239H264V238H262ZM99 240H100V238H99ZM99 240L97 239V242H99ZM100 240V241H101ZM223 240H225V239H223ZM226 240H228V239H226ZM246 240L248 241V242H251V243H253V244H248V242H247V245H246ZM173 241V242H172ZM253 241H255V242H253ZM261 241V240H260ZM3 242H4V240H0V249H2L3 248ZM180 242H181V244H180ZM236 243V244H235ZM245 243V244H244ZM99 244V243H98ZM229 246H228V245ZM235 244V245H234ZM239 244V245H238ZM117 245V246H116ZM225 245H227V246H225ZM239 246V247H238ZM244 246V247H243ZM254 246L255 247H257V248H254ZM119 247V248H118ZM224 248V249H222V248ZM252 247H253V249H252ZM263 248H264V246H263ZM191 249V250H190ZM243 249V250H242ZM255 249H257V251H255ZM211 250V251H210ZM215 250V251H214ZM242 250V251H241ZM245 250V251H244ZM249 250H250V252H253V253H250L249 254ZM252 250V251H251ZM262 250V249H261ZM102 251V250H101ZM116 251H120L119 253L117 252L116 253ZM123 251H124V253H123ZM191 251V252H190ZM199 251H202V252H199ZM215 253H214V252ZM217 251V252H216ZM247 251H248V253H247ZM263 251V250H262ZM193 252L194 253H196V256H194L193 255ZM205 252H207V253H205ZM244 252V253H243ZM246 252V253H245ZM113 253V255H111ZM130 253V254H129ZM187 253L189 254V255H187ZM255 253V254H254ZM262 252L260 251V253L259 254H261ZM100 254H101V252H100ZM124 254H127V255H124ZM133 256H132V255ZM205 254V255H204ZM207 254H210V255H207ZM215 254H217V255H215ZM213 255V256H212ZM253 256V258H252V256ZM131 256H132V258H131ZM194 256V257H193ZM208 256H210V257H208ZM240 256V257H239ZM255 256V257H254ZM100 257V256H99ZM142 257V258H141ZM183 259H186V260H184V262L182 263V261H180L182 258ZM186 257V258H185ZM197 257H201L200 258V260H199V262H198V260L197 259H199V258H197ZM217 257V258H216ZM219 257H221L222 259L220 260L219 259ZM242 257H244V258H242ZM126 258V259H127ZM141 258V259H140ZM144 258V259H143ZM161 258V259H160ZM181 258V259H180ZM216 258V259H215ZM219 259V260H218ZM223 260V261H222ZM252 260H254V261H252ZM193 261V262H192ZM247 261H249V262H247ZM187 263V262H186ZM215 263V264H216Z\"/></svg>",
  "mask_w": 264,
  "mask_h": 264
}]
</instances>
